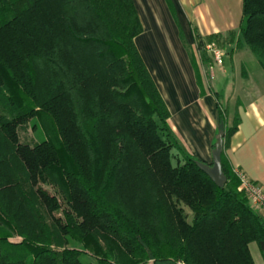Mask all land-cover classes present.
<instances>
[{
  "label": "trees",
  "instance_id": "16d2710c",
  "mask_svg": "<svg viewBox=\"0 0 264 264\" xmlns=\"http://www.w3.org/2000/svg\"><path fill=\"white\" fill-rule=\"evenodd\" d=\"M142 31L133 0H0V264H255L253 242L264 255L225 153L238 121L218 99L220 188L174 136ZM229 42L264 70V0H243ZM32 120L46 138L31 144Z\"/></svg>",
  "mask_w": 264,
  "mask_h": 264
},
{
  "label": "crops",
  "instance_id": "0c3cea01",
  "mask_svg": "<svg viewBox=\"0 0 264 264\" xmlns=\"http://www.w3.org/2000/svg\"><path fill=\"white\" fill-rule=\"evenodd\" d=\"M133 1L143 27L135 45L169 109V125L180 146L212 162L220 133L219 99L228 109L229 126L238 121L227 140L226 156L234 168L264 186V79L254 81L240 71L238 79L234 76L226 83L224 99L216 90L218 80L228 73L227 57L235 73V59L244 50L229 42V33L239 30L243 0ZM213 35L218 36L219 46L225 41L223 66L214 65L211 54L197 46L198 40L208 44ZM255 209L264 218V211ZM249 248L255 264H264L258 245L253 242Z\"/></svg>",
  "mask_w": 264,
  "mask_h": 264
},
{
  "label": "rangeland",
  "instance_id": "374dc122",
  "mask_svg": "<svg viewBox=\"0 0 264 264\" xmlns=\"http://www.w3.org/2000/svg\"><path fill=\"white\" fill-rule=\"evenodd\" d=\"M223 49L226 51L225 48H223ZM234 64H235V71L236 72L232 73V71H231L232 62L227 57L225 69L228 71V73L224 74L218 80L217 87H216V90L220 94L221 99L225 98L224 87H225L226 83L228 84V82L229 83L233 82L232 78L234 76H237V79H238L237 72L241 71L240 72L241 76H244L243 75L244 69H243V67H241L242 65H245L247 67V70L251 76L250 78L253 79L254 81H258L259 79H264V70L260 67L258 61L256 60V58L253 56V54L250 52V50L248 48H244V50L241 51V54H239V57H237L235 59ZM240 68H241V70H240ZM34 123H37V120H32L31 124L27 125L23 130H21V141L28 142V143L32 144L33 142H35V140H38V141L45 140L46 137H45L42 129L39 126H38V128L37 127L35 128V126H33ZM21 239L22 238L16 236V237L12 238V241L18 242V241H21ZM254 247H256V246H254ZM83 259L86 261H89L90 258L83 257ZM148 264H153V263L150 262Z\"/></svg>",
  "mask_w": 264,
  "mask_h": 264
},
{
  "label": "built area",
  "instance_id": "2783aa9c",
  "mask_svg": "<svg viewBox=\"0 0 264 264\" xmlns=\"http://www.w3.org/2000/svg\"><path fill=\"white\" fill-rule=\"evenodd\" d=\"M204 50L211 54L214 65H224L227 53L216 42L206 44ZM234 172L240 181V189L247 196L249 203L254 208L264 211V186L253 181L239 168H234Z\"/></svg>",
  "mask_w": 264,
  "mask_h": 264
},
{
  "label": "water",
  "instance_id": "95a60500",
  "mask_svg": "<svg viewBox=\"0 0 264 264\" xmlns=\"http://www.w3.org/2000/svg\"><path fill=\"white\" fill-rule=\"evenodd\" d=\"M224 132L220 131L219 138L215 143V148L212 150V162L197 161L198 167L204 171L218 187L223 188L227 183V177L222 166L221 155L224 150Z\"/></svg>",
  "mask_w": 264,
  "mask_h": 264
}]
</instances>
